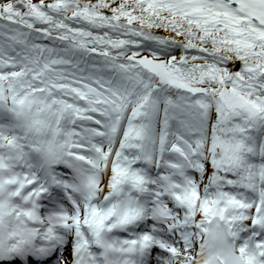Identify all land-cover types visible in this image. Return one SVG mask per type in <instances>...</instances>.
<instances>
[{"label": "snow or ice", "instance_id": "snow-or-ice-1", "mask_svg": "<svg viewBox=\"0 0 264 264\" xmlns=\"http://www.w3.org/2000/svg\"><path fill=\"white\" fill-rule=\"evenodd\" d=\"M0 21V264H264V0Z\"/></svg>", "mask_w": 264, "mask_h": 264}, {"label": "bare ground", "instance_id": "bare-ground-1", "mask_svg": "<svg viewBox=\"0 0 264 264\" xmlns=\"http://www.w3.org/2000/svg\"><path fill=\"white\" fill-rule=\"evenodd\" d=\"M33 2L34 3H38L39 2V0H33ZM52 2V1H51ZM153 32H154V34H157V35H166V33L162 30V29H154V30H152ZM146 43H151V42H146ZM177 55H179L180 53H179V51L177 50ZM236 66H237V68L239 67V62H236ZM229 67H232V65H229Z\"/></svg>", "mask_w": 264, "mask_h": 264}, {"label": "trees", "instance_id": "trees-1", "mask_svg": "<svg viewBox=\"0 0 264 264\" xmlns=\"http://www.w3.org/2000/svg\"><path fill=\"white\" fill-rule=\"evenodd\" d=\"M0 24H9V22L7 21H0ZM3 31H7V29H2ZM4 42V38L3 37H0V43H3ZM37 43H45V44H49V46H51V42L48 41V40H38Z\"/></svg>", "mask_w": 264, "mask_h": 264}, {"label": "rangeland", "instance_id": "rangeland-1", "mask_svg": "<svg viewBox=\"0 0 264 264\" xmlns=\"http://www.w3.org/2000/svg\"><path fill=\"white\" fill-rule=\"evenodd\" d=\"M52 0H45V2H48V3H50ZM145 54H147V53H145ZM177 54V53H176Z\"/></svg>", "mask_w": 264, "mask_h": 264}]
</instances>
